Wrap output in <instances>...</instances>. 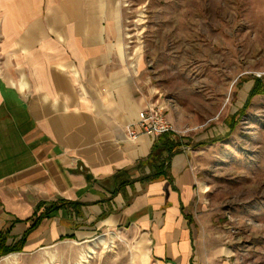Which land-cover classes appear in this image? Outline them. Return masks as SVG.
Wrapping results in <instances>:
<instances>
[{"label": "crops", "instance_id": "0c3cea01", "mask_svg": "<svg viewBox=\"0 0 264 264\" xmlns=\"http://www.w3.org/2000/svg\"><path fill=\"white\" fill-rule=\"evenodd\" d=\"M115 15L114 0H0V239L28 255L116 229L148 264H198L188 155L128 139L149 102L115 63Z\"/></svg>", "mask_w": 264, "mask_h": 264}, {"label": "rangeland", "instance_id": "374dc122", "mask_svg": "<svg viewBox=\"0 0 264 264\" xmlns=\"http://www.w3.org/2000/svg\"><path fill=\"white\" fill-rule=\"evenodd\" d=\"M114 6L115 63L166 117L195 171L198 264H264V93L249 97L256 79L264 85V0ZM137 243L111 229L0 264H148Z\"/></svg>", "mask_w": 264, "mask_h": 264}, {"label": "built area", "instance_id": "2783aa9c", "mask_svg": "<svg viewBox=\"0 0 264 264\" xmlns=\"http://www.w3.org/2000/svg\"><path fill=\"white\" fill-rule=\"evenodd\" d=\"M170 131L171 127L163 113L157 107L148 104L139 111L127 135L129 140H135L140 135L154 140Z\"/></svg>", "mask_w": 264, "mask_h": 264}, {"label": "trees", "instance_id": "16d2710c", "mask_svg": "<svg viewBox=\"0 0 264 264\" xmlns=\"http://www.w3.org/2000/svg\"><path fill=\"white\" fill-rule=\"evenodd\" d=\"M259 93H264V85H261L260 79H256L249 92V97H252L255 94H259ZM177 147L178 144L176 143V141L172 137L167 136V134H164L161 137H159L158 145H154V147L152 148V152L150 153V156L158 155L159 157L162 154H166L167 157H170L173 154L177 153ZM19 251H20L19 248L4 247V242L3 240L0 239V257Z\"/></svg>", "mask_w": 264, "mask_h": 264}, {"label": "bare ground", "instance_id": "6f19581e", "mask_svg": "<svg viewBox=\"0 0 264 264\" xmlns=\"http://www.w3.org/2000/svg\"><path fill=\"white\" fill-rule=\"evenodd\" d=\"M97 242L99 244H104L105 243V239L103 237H99L97 239ZM93 253V250L91 248H89V250L87 252H85L84 254H81V260H85L87 257H90V255ZM6 260H10V259H15V254L11 255L10 257L5 258Z\"/></svg>", "mask_w": 264, "mask_h": 264}]
</instances>
